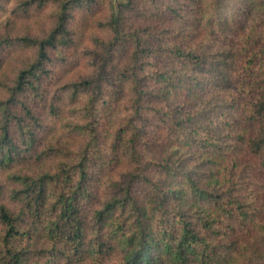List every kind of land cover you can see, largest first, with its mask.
<instances>
[{
  "label": "trees",
  "instance_id": "1",
  "mask_svg": "<svg viewBox=\"0 0 264 264\" xmlns=\"http://www.w3.org/2000/svg\"><path fill=\"white\" fill-rule=\"evenodd\" d=\"M55 1L48 33L18 38L35 58L12 76L0 58V169L8 172L0 183V264H264V27L250 22L238 49L227 48L236 9L211 0L208 28L223 41L166 44L148 26L127 28L130 5L121 4L104 25L110 48L134 43L120 76L129 82L128 114L104 144L97 128L104 70L73 83L64 125L84 141L71 149L41 133L62 107H35L49 51L70 35L78 2ZM12 41L0 36V56ZM164 57L168 67L159 64ZM145 111L159 114L157 157L145 153L148 130L137 122ZM241 150L250 156L245 164Z\"/></svg>",
  "mask_w": 264,
  "mask_h": 264
},
{
  "label": "rangeland",
  "instance_id": "2",
  "mask_svg": "<svg viewBox=\"0 0 264 264\" xmlns=\"http://www.w3.org/2000/svg\"><path fill=\"white\" fill-rule=\"evenodd\" d=\"M27 1L29 0H0V36L13 40L5 46L0 56L4 64L1 71L10 76L17 67L35 58V48L26 45L18 38L27 35L44 36L56 21L55 12L58 4L55 0H49L42 5H38V2L29 4ZM77 1L69 10L67 25L70 35L49 51V58L45 62V71L42 74L43 91L35 106L42 112H45L46 107L53 103L62 107L61 114L46 117L41 133H46V136L53 141L59 140L62 145L71 149H78L84 141L83 135L70 133L64 125L68 118L70 100H73L69 99L72 93L70 86L73 83L92 78L100 69L104 70L105 80L97 114L98 137L104 144L112 139L117 124L128 114L124 108L130 99L129 82L126 79L122 80L120 76L131 64L134 43L127 41L110 48L108 43L112 39V33L104 25L114 11L116 13L120 11L121 4L129 3L130 5L124 12L127 28L148 26L152 33L160 35L161 42L166 44L170 43L168 41L174 44L182 39L184 41L188 39L190 42L200 39L223 41L219 33L208 28L207 21L213 9V5H209L211 0ZM227 3L234 4L232 7L236 9L233 21L228 26L234 43L227 48L231 47L233 51H236L240 44L236 42L237 37L242 35L250 22L256 28L264 27V1L228 0ZM222 14L229 15L228 8ZM178 30L182 32L176 36ZM154 40L152 39L151 42ZM155 56L158 55L155 54ZM155 56L151 57L154 62H158L159 58ZM169 60L168 57H164L159 60V64L168 67L169 64L171 65ZM79 92V95L90 93L80 90ZM91 94H93L92 89ZM3 96L4 90L0 88V97ZM159 120V114L156 111H145L143 117L137 120L148 130L144 137L149 147V151H145L148 157H157L162 150V142H159L162 134L155 127ZM239 153L244 164L247 163L250 156L242 150ZM253 163L258 162L253 159ZM7 173L0 169V183H6ZM261 178L264 179V175ZM261 197L264 198V192ZM252 235L251 242L260 246L261 240L256 239L257 234Z\"/></svg>",
  "mask_w": 264,
  "mask_h": 264
}]
</instances>
